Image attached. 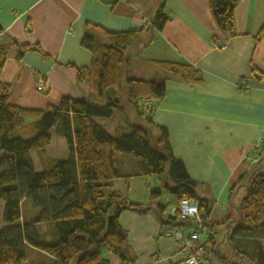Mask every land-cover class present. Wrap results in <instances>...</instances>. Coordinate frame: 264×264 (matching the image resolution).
Here are the masks:
<instances>
[{"label":"trees","instance_id":"obj_1","mask_svg":"<svg viewBox=\"0 0 264 264\" xmlns=\"http://www.w3.org/2000/svg\"><path fill=\"white\" fill-rule=\"evenodd\" d=\"M240 2L208 1L218 34L214 44L236 37L234 11ZM164 3L160 0L149 11L148 29L160 31L168 21ZM143 31L114 33L85 23L81 47L90 53L91 60L87 68L76 73L77 81L87 87L83 100L62 98L58 106H47L43 111L22 109L9 104L11 85L0 82V264H109L104 252L121 264H133L119 215L123 211L143 213L150 206L127 203L118 192L104 195L102 190L112 189L111 183L119 179L151 175L165 178V189L174 196V204L184 199L197 204L199 224L210 236L206 248L210 245L211 252L216 253L221 238L230 250L227 264H264V139L254 148L256 158L248 171L227 191L226 213L213 220L211 200L197 195V184L171 153L166 130L154 125L151 118L165 98L167 81L199 86L201 73L188 63L155 61L167 74L161 81L123 75L126 51L141 43ZM263 39L264 23L254 37L256 43ZM12 45L17 49L18 63L27 52L37 50L15 42L0 46V70ZM252 78L264 81L254 71ZM125 105L136 122L127 117L125 126L117 127L114 135L95 122L122 112ZM53 135L65 141V159L46 156L45 148ZM34 151L38 152L40 170L34 169L30 157ZM122 154L137 159L139 173H123ZM158 196V192L150 193L153 200ZM23 202L31 205L35 215L16 225ZM153 209L163 228L171 223L187 224L165 218L166 208L160 204ZM35 255V259L29 257ZM206 256L210 262L208 252Z\"/></svg>","mask_w":264,"mask_h":264},{"label":"crops","instance_id":"obj_2","mask_svg":"<svg viewBox=\"0 0 264 264\" xmlns=\"http://www.w3.org/2000/svg\"><path fill=\"white\" fill-rule=\"evenodd\" d=\"M208 1L165 0L163 14L168 21L158 31L148 29L147 24L149 11L160 0H0V46L15 42L37 49L27 52L18 63L16 47L9 48L0 70V82L11 85L9 104L43 111L58 106L62 98H85L87 87L76 79L77 69L87 68L91 60L81 47L85 23L114 33L144 29L141 43L126 51L123 75L161 81L167 74L155 61L188 63L201 73L199 86L167 81L165 98L151 118L154 125L166 130L173 157L197 184V195L211 200L212 219L218 220L228 209L227 191L248 171L256 158L254 148L264 139V81L252 78L253 71L264 77V39L260 43L254 40L264 23V0H241L234 11L236 37L223 50L213 43L218 34ZM134 59L142 63L141 77L127 74ZM38 79L44 81L45 93L36 91ZM241 80L248 82L246 89L239 87ZM124 109L130 118L129 108L125 105ZM55 137L65 145L61 137ZM37 166L40 170L39 162ZM130 185L129 180L123 189L126 186L128 191ZM161 197L159 193L154 200L136 203L150 206L143 213L123 211L119 215L133 264L179 262V246L164 235L165 228L153 209L162 205ZM220 202L224 208L216 216ZM167 203L175 201L171 198ZM1 209L2 204L0 219ZM34 215L29 207L26 213L21 210L16 225ZM41 230L45 232L46 227L41 225ZM217 241L215 252L223 240ZM227 253L230 255L228 248ZM104 254L109 264H121L117 257Z\"/></svg>","mask_w":264,"mask_h":264},{"label":"rangeland","instance_id":"obj_3","mask_svg":"<svg viewBox=\"0 0 264 264\" xmlns=\"http://www.w3.org/2000/svg\"><path fill=\"white\" fill-rule=\"evenodd\" d=\"M141 61H136L135 59L131 63V68H129V72L127 71V74L129 77H141L144 74V70H141ZM140 67V69H139ZM130 116V121L136 122L135 117L129 113ZM128 117V113L124 110V112L121 111H116L114 112L113 116L109 119H102V118H96L94 119L95 122L102 127L106 129L111 135H114V132L111 130L113 126L118 125V126H125L126 118ZM109 129V130H108ZM45 154L47 157L55 158V159H65L67 157V150L64 145V143H61V140L55 135L51 138V144L47 148H45ZM30 157L33 160L34 163V169H38V152L34 151L30 153ZM120 163L122 165V170L123 173L127 175H135L139 173V167H138V161L137 159L131 155V154H122L119 156ZM131 185L127 191V187L125 186L123 189L124 184H128L127 180L119 179L116 181H113L111 184L114 187L113 189H108L107 187H103V194L108 195L112 191H116L119 193V195L122 197V199L127 202V203H141L144 201V199H152L150 198V192H158L161 193L162 195V206H164L165 212H164V217L167 218L169 215V204L167 201L174 196L171 193H168L165 189V184L167 183L164 177L158 178L154 175L148 176V177H136L133 176L129 178ZM149 189L150 191H146ZM22 206V210L24 213H26V209L31 207V205L26 202ZM169 206V207H168ZM216 216L220 215V211L224 208V204L220 202L216 205ZM33 210V209H32ZM200 239L202 241H206L207 237L205 234H202L200 236ZM219 245V243H218ZM207 252H208V257L210 259L211 264H227L229 260V254L227 253V247L226 244H223L221 242L220 246L218 247V252L215 254H211V246L207 245ZM227 255V256H226ZM103 253V257H105Z\"/></svg>","mask_w":264,"mask_h":264},{"label":"built area","instance_id":"obj_4","mask_svg":"<svg viewBox=\"0 0 264 264\" xmlns=\"http://www.w3.org/2000/svg\"><path fill=\"white\" fill-rule=\"evenodd\" d=\"M214 45L219 50L226 47V43L221 39ZM247 86L246 80L239 82L240 88L246 89ZM36 91L45 93L46 87L42 79L37 80ZM168 217L176 219L177 222L187 223L185 226L171 223L164 230V235L179 246L180 259L177 264H210L206 256V242L210 236L199 224L197 204L186 199L180 200L177 204L170 205ZM202 234L206 235V241L200 239Z\"/></svg>","mask_w":264,"mask_h":264}]
</instances>
